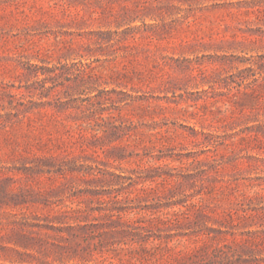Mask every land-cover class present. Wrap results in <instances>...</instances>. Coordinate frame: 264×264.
<instances>
[{
    "label": "rangeland",
    "instance_id": "374dc122",
    "mask_svg": "<svg viewBox=\"0 0 264 264\" xmlns=\"http://www.w3.org/2000/svg\"><path fill=\"white\" fill-rule=\"evenodd\" d=\"M0 264H264V0H0Z\"/></svg>",
    "mask_w": 264,
    "mask_h": 264
}]
</instances>
